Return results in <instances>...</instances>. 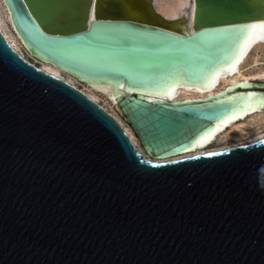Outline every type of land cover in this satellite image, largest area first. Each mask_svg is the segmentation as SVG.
I'll list each match as a JSON object with an SVG mask.
<instances>
[{
  "label": "water",
  "instance_id": "obj_1",
  "mask_svg": "<svg viewBox=\"0 0 264 264\" xmlns=\"http://www.w3.org/2000/svg\"><path fill=\"white\" fill-rule=\"evenodd\" d=\"M3 1L31 56L0 29V264H264V137L177 157L264 80L173 100L236 72L264 0H190L181 18L155 0ZM33 57L108 87L150 158Z\"/></svg>",
  "mask_w": 264,
  "mask_h": 264
},
{
  "label": "bare ground",
  "instance_id": "obj_2",
  "mask_svg": "<svg viewBox=\"0 0 264 264\" xmlns=\"http://www.w3.org/2000/svg\"><path fill=\"white\" fill-rule=\"evenodd\" d=\"M155 4H156V8L165 16L172 17V18H181L182 16H185L186 14H188L189 6H190V0H155ZM4 6L6 8L7 17L11 21L8 7L6 6L5 3H4ZM0 29L3 32V34L5 35V37L8 39V41L13 45V47L16 50H18L22 55L26 56L25 55L26 49H25L19 35L17 34V32H13L14 30L13 31L8 30L5 27V25L3 23V19L1 18V9H0ZM263 42H264V34H262L256 40H253L250 44V48H249L246 56L238 64L236 72H221L218 76V84L212 90L206 92L199 87L181 86L178 88V90H176V92H175L176 96L173 98V100L189 99V98H196L199 96H205L209 92L212 93V92L221 91L225 86H227L229 84H236L240 81H242V82H255V81L264 80V69L256 71V72H246V70H245V64L247 62V59L250 56V53L252 52V50L255 47H257L258 45H260ZM39 64L44 70H47L48 72L56 74V75L68 80L69 82H71L75 85L78 84V83L76 84V82H78L79 80L77 81V79L74 76L64 72L63 70H61L57 66H55L49 62H45V61H40ZM82 84L84 85V87H83V85L81 86L82 89L89 96L94 98L95 100H97V101L100 100L99 99V95H100L99 92L104 93L108 97V100H109L108 106H106V104H104L102 102L103 106L105 108H107L119 120V122L122 124V126L125 128V130L128 132L129 136L132 138V140L134 141L136 146L139 148V150L141 152H143L147 157H149L145 153L143 147L140 145V142H139L137 136L132 131L131 127L120 117L119 113L114 109L116 101H115L110 89L108 87H105V86H96V87L90 86L84 82H82ZM170 97H173V96H170ZM102 101H104V99ZM263 118H264V99L262 100L259 98V99H256L252 103V106L248 110L242 112L241 114L231 116V117L225 119L224 121L220 122L213 132H211L210 134L205 136L198 144L195 145L193 150H191L187 153H184L180 156H177V157L209 151L206 149V147L210 143L215 141V139L220 138L221 136L223 137V135L227 134L229 131H226V130L229 127L237 126V127L243 128V126L251 123L252 121L254 123H256V121H260ZM262 137H264V134L257 136L254 140H257V139L262 138ZM213 150H215V149H213Z\"/></svg>",
  "mask_w": 264,
  "mask_h": 264
},
{
  "label": "rangeland",
  "instance_id": "obj_3",
  "mask_svg": "<svg viewBox=\"0 0 264 264\" xmlns=\"http://www.w3.org/2000/svg\"><path fill=\"white\" fill-rule=\"evenodd\" d=\"M0 9H1V18L3 19V23H4L5 27L8 30L13 31L14 30L13 25H12L10 19L7 17L6 8L4 6L3 0H0ZM13 32H15V30ZM25 55L31 56L30 53H26ZM33 61L40 63V60H38L36 57H33ZM263 69H264V42L252 50V52L250 53V56L247 59V62L245 64L246 72H256V71L263 70ZM77 83L80 86L83 85L82 82H80V81L76 82V84ZM83 87H84V85H83ZM99 93H100V95H99L100 100L99 101L101 103L103 102L104 104H106V106H108V103H109L108 97L102 92H99ZM103 99H104V101H102ZM114 109L116 110L115 106H114ZM122 119L125 121L124 118H122ZM226 131H229V132L227 134L223 135V137L221 136L220 138L215 139V141L210 143L206 147V149L207 150L220 149V148H225V147H229V146H233V145L251 142L257 136L264 134V118L261 119L260 121H256V123H254L252 121L251 123L243 126V128H240L237 126L229 127Z\"/></svg>",
  "mask_w": 264,
  "mask_h": 264
},
{
  "label": "snow or ice",
  "instance_id": "obj_4",
  "mask_svg": "<svg viewBox=\"0 0 264 264\" xmlns=\"http://www.w3.org/2000/svg\"><path fill=\"white\" fill-rule=\"evenodd\" d=\"M260 26H261V27H264V22H262ZM250 27L255 28L256 25H251Z\"/></svg>",
  "mask_w": 264,
  "mask_h": 264
}]
</instances>
